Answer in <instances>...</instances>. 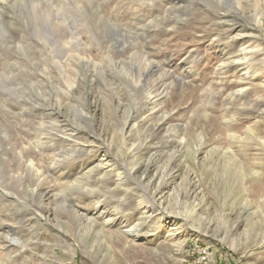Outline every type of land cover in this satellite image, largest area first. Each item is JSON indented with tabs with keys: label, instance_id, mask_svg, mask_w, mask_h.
<instances>
[{
	"label": "rangeland",
	"instance_id": "rangeland-1",
	"mask_svg": "<svg viewBox=\"0 0 264 264\" xmlns=\"http://www.w3.org/2000/svg\"><path fill=\"white\" fill-rule=\"evenodd\" d=\"M203 247L264 264V0H0V264Z\"/></svg>",
	"mask_w": 264,
	"mask_h": 264
},
{
	"label": "crops",
	"instance_id": "crops-1",
	"mask_svg": "<svg viewBox=\"0 0 264 264\" xmlns=\"http://www.w3.org/2000/svg\"><path fill=\"white\" fill-rule=\"evenodd\" d=\"M200 250V249H199ZM198 250V252H199ZM196 257H194L195 259ZM225 258H221L219 255H216L214 251H207L205 252V260L201 264H227L225 263ZM195 261H192L191 264H193ZM189 264V262H187Z\"/></svg>",
	"mask_w": 264,
	"mask_h": 264
},
{
	"label": "bare ground",
	"instance_id": "bare-ground-1",
	"mask_svg": "<svg viewBox=\"0 0 264 264\" xmlns=\"http://www.w3.org/2000/svg\"><path fill=\"white\" fill-rule=\"evenodd\" d=\"M18 6V5H17ZM51 17V16H50ZM89 63V62H88ZM111 63V62H110ZM117 66V65H116ZM221 70V69H220ZM188 71V70H187ZM126 72H128V71H126ZM126 72H125V74H126ZM124 73V72H123ZM122 73V74H123ZM124 75V74H123ZM125 76V75H124ZM128 77V76H127ZM131 77H132V75H131ZM130 80V79H129ZM132 80V79H131ZM129 82V81H128ZM137 83V82H136ZM140 83V82H139ZM166 95V94H165ZM57 104V103H56ZM80 127V126H79ZM47 132V131H46ZM122 135V134H121ZM44 143V142H43ZM49 147H51V145L49 146ZM137 148V147H136ZM164 148H166V147H164ZM55 151V150H54ZM139 152V151H138ZM62 158V157H61ZM30 167V166H29ZM85 168V167H84ZM61 171V170H60ZM92 177V176H91ZM97 187V186H96ZM35 192V191H34ZM89 193V192H88ZM91 194V193H90ZM42 195V194H41ZM82 198V197H81ZM48 216V215H47ZM47 216H45V217H47ZM40 218V217H39ZM48 218V217H47ZM46 218V219H47ZM131 232V231H130ZM132 235V234H131ZM206 250H208V248L207 247H203V248H200V250H199V253H198V255L196 256V258L194 259V263L193 264H201L202 262H204V260H205V252H206Z\"/></svg>",
	"mask_w": 264,
	"mask_h": 264
}]
</instances>
